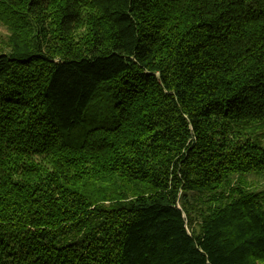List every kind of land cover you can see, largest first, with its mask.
Instances as JSON below:
<instances>
[{"label":"trees","instance_id":"obj_1","mask_svg":"<svg viewBox=\"0 0 264 264\" xmlns=\"http://www.w3.org/2000/svg\"><path fill=\"white\" fill-rule=\"evenodd\" d=\"M259 131L264 0H0V264H264Z\"/></svg>","mask_w":264,"mask_h":264},{"label":"rangeland","instance_id":"obj_2","mask_svg":"<svg viewBox=\"0 0 264 264\" xmlns=\"http://www.w3.org/2000/svg\"><path fill=\"white\" fill-rule=\"evenodd\" d=\"M261 136L259 139L261 144L264 146V132L259 131L258 135ZM260 174L257 173H246L243 174L242 179H245L251 186L259 189V188H264V176L262 175V178Z\"/></svg>","mask_w":264,"mask_h":264}]
</instances>
